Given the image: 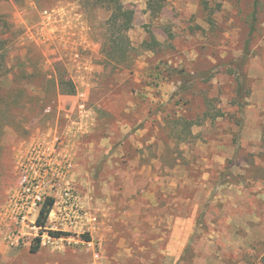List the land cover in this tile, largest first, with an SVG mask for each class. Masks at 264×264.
Masks as SVG:
<instances>
[{"label": "rangeland", "instance_id": "374dc122", "mask_svg": "<svg viewBox=\"0 0 264 264\" xmlns=\"http://www.w3.org/2000/svg\"><path fill=\"white\" fill-rule=\"evenodd\" d=\"M118 2L0 0V264H264V0Z\"/></svg>", "mask_w": 264, "mask_h": 264}, {"label": "trees", "instance_id": "16d2710c", "mask_svg": "<svg viewBox=\"0 0 264 264\" xmlns=\"http://www.w3.org/2000/svg\"><path fill=\"white\" fill-rule=\"evenodd\" d=\"M103 1H105V3H107V4H109L110 7H115L114 13H113L114 14L113 15L114 16V19H113L114 21L119 22L121 20L122 21L124 20L128 25L132 24L133 18H134V13L125 11L124 8L118 2V0H103ZM256 22H257V17H256V15H254L253 24H252V33H254V31L256 29ZM121 28L124 30V28H125L124 24L122 25ZM120 38L121 39H119L118 41L121 42L122 46H117L116 42L114 41V43L111 46V48L109 49L108 53H109L110 56L120 54L121 55V60H125V58L127 56V53H128V49H127L128 45H127V43H126V41H125V39L123 38L122 35L120 36ZM11 72L12 71H10L9 74H6L5 78H7L8 75H10ZM12 91L15 92V93H23V92L25 93L26 89H24L23 87L19 86L18 88H16L15 90L13 89ZM57 91L59 92L60 95L75 96L77 94V86H76L75 82H73L72 80H68V81L61 80L57 84ZM8 97L5 96V98H7V101L9 100ZM12 101L16 105L17 104L21 105L22 104L21 102L23 101V99H19V97H16V99H13ZM245 106H246L245 103H243V102L240 103L239 102V109L241 111H243ZM219 116L222 117L223 115H219ZM240 125L243 126V123H241ZM54 206H55V199L54 198H46L45 199L43 207H42V209L40 211V216H39V218L37 220V227H39L41 229H45L46 228V224L48 222L49 216H50ZM49 235L52 238H55V239H59V238H61L63 236H67L66 233H61V232H57V233L56 232H50ZM83 240L85 242H87V243L91 242V238L89 236L83 237ZM41 246H42V238L36 239V243L32 246V252L33 253H38L41 250Z\"/></svg>", "mask_w": 264, "mask_h": 264}, {"label": "built area", "instance_id": "2783aa9c", "mask_svg": "<svg viewBox=\"0 0 264 264\" xmlns=\"http://www.w3.org/2000/svg\"><path fill=\"white\" fill-rule=\"evenodd\" d=\"M25 183H26V184H29L28 177H25ZM38 200H39V202L41 201L40 198H38ZM36 207H37V205H36V201H34V204H33L31 207L27 206L26 208H27L28 210H36ZM41 209H42V208H41ZM41 209H40V211H41ZM25 219H26V218H22L23 221H25Z\"/></svg>", "mask_w": 264, "mask_h": 264}]
</instances>
